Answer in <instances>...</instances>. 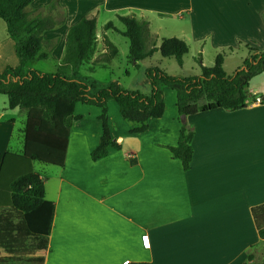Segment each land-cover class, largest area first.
I'll use <instances>...</instances> for the list:
<instances>
[{"label":"crops","instance_id":"1","mask_svg":"<svg viewBox=\"0 0 264 264\" xmlns=\"http://www.w3.org/2000/svg\"><path fill=\"white\" fill-rule=\"evenodd\" d=\"M172 1L32 0L26 10L31 16L47 15L52 20L51 27L42 32V50L58 48L54 69L62 60L68 28L83 16L94 17V50L80 67L88 72L82 75L92 76L96 67L117 55L107 63L98 61L105 51L103 36L115 44L109 38V30L114 29L103 27L111 16L132 14L146 19L150 32L157 35L161 25L156 19L173 11L168 7ZM219 1L220 18L226 22L232 13L227 6L230 0ZM241 1L253 2L258 23L264 26V0ZM182 8L192 5L179 4L177 10ZM190 18V37L198 41L194 12ZM243 23L247 20L241 14L233 21L236 26ZM17 64L14 40L0 17V71ZM26 67L32 68L29 61ZM251 79L245 107L215 108L181 119L194 131L188 169L169 150L181 126L172 88L162 86L164 113L149 118L142 132H130L131 122L121 116L116 101L108 100L110 132L120 148L109 146L107 154L95 160L90 151L101 132L100 108L76 102L74 113L81 117L70 126L63 164L31 161V169L43 178L44 198L54 206L47 246L28 254L32 264H39L34 262L39 255L43 264H123L126 259L152 264H264V239L251 213L253 205L264 202V86L251 89ZM143 83L138 90L149 93L146 77ZM256 97L263 100L252 103ZM78 105L86 106V111L78 110ZM16 108V113H8L5 107L0 110V127L9 128L0 150V209L10 208L9 183L15 174L2 167L4 153H20L24 145L26 109H12Z\"/></svg>","mask_w":264,"mask_h":264},{"label":"trees","instance_id":"2","mask_svg":"<svg viewBox=\"0 0 264 264\" xmlns=\"http://www.w3.org/2000/svg\"><path fill=\"white\" fill-rule=\"evenodd\" d=\"M31 1L0 0V17L14 40L18 58L17 65H6L0 71V93L6 95L8 107L26 109L23 150L20 153L5 152L2 166L13 170L17 167L28 169L14 174L9 183L13 212L0 213V247L7 256L17 259L18 264H32L33 258L28 254L34 249L46 248L54 209L53 203L44 198L43 178L31 169V161L63 164L70 126L81 117V114L74 113L76 102L100 108L101 132L90 151L95 160L105 156L109 146L120 148L108 123L107 102L110 99L118 104L121 116L131 122L130 132H142L147 129L149 118L164 113V85L175 91L179 116L215 108L233 110L245 107L249 80L258 73L264 76V51L248 46L249 55L231 74L224 70V56L219 52L211 66L200 64L198 74L173 75L157 65L145 67L144 74L151 85L149 93L124 88L116 80L101 83L80 73V67L91 56L96 40L95 18L85 16L68 28L62 60L54 70L28 68V61L47 57V52L42 50V32L52 25L47 15H29L26 7ZM117 18L123 23V29L118 30L112 20L106 21L103 27L118 30L127 37L130 61L138 65L139 60L158 49L162 56H173L182 64L183 55L188 51L184 39L162 37L156 46V38L146 19L132 14H117ZM103 44L105 51L98 61L107 63L118 50L105 35ZM193 135L194 131L181 120L177 142L169 146L172 156L180 160L184 169L190 167L192 160ZM251 213L258 234L264 239V202L253 205ZM251 258L248 255V259ZM34 262L43 264V255L35 256ZM137 264L152 263L141 261ZM241 264L260 263L244 261Z\"/></svg>","mask_w":264,"mask_h":264},{"label":"rangeland","instance_id":"3","mask_svg":"<svg viewBox=\"0 0 264 264\" xmlns=\"http://www.w3.org/2000/svg\"><path fill=\"white\" fill-rule=\"evenodd\" d=\"M252 1L254 3L257 2L256 0ZM210 2L214 3L213 6ZM220 3L219 0H194L191 3L188 0H174V2L172 1L168 5L169 9L173 11L165 12L161 18L156 19V22H159L161 25L157 35L152 33L156 38L157 44L162 37L177 36L182 39H187L188 51L183 55L182 64H179L173 56H162L159 50H156L151 56L139 60L138 65H136L128 58L127 37L118 30H109V38L117 45L118 53L110 63H107L105 66L96 67L92 72V76H89L101 83L116 80L127 88L143 89V80L145 78L144 69L147 66L157 65L167 73L173 75H193L200 72L201 63L206 66H211L214 63L215 55L219 52L224 56V70L229 72L231 69H236L237 66L242 64L244 58L249 55L248 46H254L258 50L264 51V26L258 23L259 20L254 13L255 8L253 2L250 1L248 5L241 0H230L227 6L231 8L232 13L230 16L228 15L226 22L220 18V8L222 7ZM179 4L181 7L191 4L192 8L177 10ZM193 12L195 13L196 24L198 25V34L200 37L198 41H192L189 32L190 16ZM240 14L246 18L247 23H243L242 26H236L233 24V21L237 20ZM117 19H114L113 16L110 18V20H113L123 28V23ZM156 22H152L153 27H157ZM231 27L232 30L229 31ZM98 30H100V22L98 24ZM201 46L203 49H201ZM44 49L48 51V57L46 59H33L29 61V65L41 71H50L54 69L59 50L58 48L55 50ZM80 72L88 73L83 68L80 69ZM261 86H264L263 75L262 73H258L251 79L250 88L253 90L257 89L258 91ZM170 99L171 97L168 96V107H170ZM110 101L114 102L113 100ZM2 107H5L8 113L17 112V108L12 109L7 106L6 95L0 93V110ZM86 109V106L78 105V110L86 111ZM179 118L181 120V114ZM8 130V127H0V133L3 135H0V150L2 149ZM13 171H15V175H18L28 171V169L26 167H17ZM5 209L10 208L5 207L0 209L1 214H4L3 211ZM28 240L32 241V239ZM6 254V251L0 247V264L18 263L17 259Z\"/></svg>","mask_w":264,"mask_h":264},{"label":"built area","instance_id":"4","mask_svg":"<svg viewBox=\"0 0 264 264\" xmlns=\"http://www.w3.org/2000/svg\"><path fill=\"white\" fill-rule=\"evenodd\" d=\"M262 101V98H259V97H256L252 103H258V102H261ZM123 264H137V263H134V262H131L130 260L126 259L123 261Z\"/></svg>","mask_w":264,"mask_h":264},{"label":"water","instance_id":"5","mask_svg":"<svg viewBox=\"0 0 264 264\" xmlns=\"http://www.w3.org/2000/svg\"><path fill=\"white\" fill-rule=\"evenodd\" d=\"M184 117H185V114L182 113L181 114V119H184Z\"/></svg>","mask_w":264,"mask_h":264}]
</instances>
